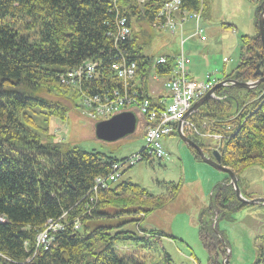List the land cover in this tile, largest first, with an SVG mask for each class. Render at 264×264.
<instances>
[{"label": "trees", "instance_id": "trees-1", "mask_svg": "<svg viewBox=\"0 0 264 264\" xmlns=\"http://www.w3.org/2000/svg\"><path fill=\"white\" fill-rule=\"evenodd\" d=\"M168 1L0 0V264H147L148 255H159V251L162 264H171L160 243L162 237H173L146 231L138 220L137 231L126 227L134 222L116 225L111 220L123 215L122 210L143 218L164 210L176 200L181 185L164 183L168 195L159 197L130 181L110 186L108 177L124 160L56 142L48 129L52 120L64 121L70 108L88 119L96 117L102 100L114 102V90L130 94V87L114 76L112 64L134 63L140 80L134 88L142 92V99L150 103L163 100L145 91L147 71L155 58L145 54L154 38L142 26L160 33L154 26L173 19L177 10L174 6L175 10L164 11ZM181 1L183 11L209 19L211 0ZM259 13L257 6L255 21ZM121 22L129 33L124 40L117 37ZM231 26L221 25L224 30ZM164 58L168 65L159 69L162 77L174 67L172 57ZM87 62L94 66L92 75L81 73L70 85L60 82L67 72L77 73ZM262 76L264 51L256 21L255 36L240 37L239 62L231 80L245 83ZM221 90L224 88L216 94L225 96V101H206L190 121L198 120V128L205 123L204 129L220 136V164L235 174L242 196L251 199L241 188L245 180L240 176L251 167L264 168V82L248 91L228 88L245 92V98L238 96L241 109L238 97ZM188 139L211 157V148L203 146L201 139ZM188 149L201 161L196 151ZM140 153V163L151 165L156 159L154 152ZM227 178L225 175V181L212 188L208 206L198 215V240L207 264H228V242L219 224L233 223L236 212L261 207L238 202ZM98 179L106 180L104 185L96 183ZM125 196L144 197V201L132 205ZM134 207L137 209L129 210ZM50 225L56 226L55 231L47 233L44 244H38ZM259 241L264 242V236ZM116 245H129L137 251L120 255ZM138 252L147 257L136 256ZM257 260L256 264H264V246ZM152 264L161 261L157 258Z\"/></svg>", "mask_w": 264, "mask_h": 264}, {"label": "rangeland", "instance_id": "rangeland-1", "mask_svg": "<svg viewBox=\"0 0 264 264\" xmlns=\"http://www.w3.org/2000/svg\"><path fill=\"white\" fill-rule=\"evenodd\" d=\"M260 4L261 2L258 1V5ZM210 6L209 19L202 21L204 28L203 35L207 37L206 42H200L198 38L188 37L191 33L190 25L185 30L182 29L184 32L183 35L168 34V32L162 31L163 28H159L161 29L160 33L156 31L150 32L148 27L142 26V29L146 33H150L154 38L151 41L149 49L145 51L147 56L153 58L160 56L175 57L181 52V55L184 54L186 57H189L190 61L188 63L191 62L190 69L198 76H201L200 81L207 77L205 83L211 84V88L206 94L194 102L187 111L188 113H185L186 115L182 121L170 124L172 130L177 127L178 132L182 131L186 139H188L192 132H196L198 134L197 138L201 139L203 146L206 145L208 135L211 134L209 133L210 130L204 129L205 123H202V127L198 128L196 126V121L198 120L194 123L190 121V118L195 116V113L206 101L193 112L190 113V110L217 85L221 84L220 88H224V90H228V88L238 89L231 87V84L225 83L224 81H234L231 80V74L233 70L235 71L239 62L240 37L255 36V22L260 15H258L255 21L254 7L248 0H211ZM190 23L191 26H194L193 22ZM222 24L232 26L230 29L224 30L221 27ZM21 28L22 24L20 23L18 29L21 30ZM135 28L136 26L132 25L134 32H136ZM261 48L264 51L262 42ZM87 65H90L89 62L83 63L82 66ZM136 71L134 73L135 78L132 81L135 88L140 85ZM263 78L264 76L260 77L257 81ZM146 80L147 86L145 91L149 96L155 98L164 93L162 83L165 79H158L150 68L148 79L146 77ZM257 81H248L245 83L253 84ZM234 82L238 83L236 81ZM134 89L130 87V91ZM219 89L214 90L208 100L224 102V98H219L224 96L216 94V91ZM224 90L220 92L224 94L229 92L236 97L240 96L241 98H245V92L239 94L237 91L228 90L225 92ZM134 97L138 103L146 100L142 99V92H135ZM241 98L238 97L240 109L243 105ZM134 102L135 100H132L131 103ZM63 103L68 105L67 102L63 101ZM126 111L132 112L136 118L135 132L132 136L113 143L98 141L94 135V126L97 120H90L89 118L88 120L87 118L79 117L77 111L75 112L73 108H70L64 121L52 120L48 124V129L54 135V141L56 140V142L60 141L83 151L103 153L117 161L130 159L141 150H143V153L146 151V154L150 155L152 152L146 147L143 141L146 128L141 115L134 108H128ZM148 121L150 120L148 119ZM167 136L164 138L160 136L159 138L161 139L163 156H158L155 151L156 159L152 161L151 165L147 162H137L132 167H127L132 165L128 160L126 163L127 166L117 167L118 172L112 180L109 179V185L113 186L121 181H130L132 184H136L147 190L154 197H159L168 195L166 184L175 185L179 183L178 185H181V190L176 200L164 210L153 212L146 218L140 215L124 214L125 212L122 210L121 214L123 215L118 214L114 216L111 224L112 222L116 223V225L124 224L125 222H134V226L128 224L126 227L137 231L136 221L138 220L142 222L140 227H143L146 231H160L174 238V240H169L166 237H162L160 243V247L170 256L171 264H207V254L198 240V215L202 209L208 206L212 188L216 184L225 181V174L215 171L202 161L195 160L193 154L178 139V136L177 138L170 136V134ZM219 146L217 145L215 149L211 148V153L218 151L220 149ZM230 172L234 174L232 171ZM226 177L228 176L226 175ZM240 177L247 181L248 194H251L253 198H264V168L259 166L251 167L244 171ZM104 183L105 181L99 182L100 185H104ZM245 185V182H242V190L246 188ZM123 198L127 199V201L129 200L128 203L131 202L132 205H140L144 201L142 200L144 197L125 196ZM154 204L155 202L151 205ZM138 207L140 208V206ZM136 209L137 207H134L129 210ZM232 219L234 220L233 223L221 222L219 224V228L224 232L228 242V264H256L259 250L264 246V242L259 241V237L264 236V207H253L251 209L241 210L234 213ZM39 241L41 242L42 239L40 238ZM116 247L120 255L129 256L137 251L129 245H116ZM141 255L147 257L145 252H138L136 254V256ZM151 257H154V259ZM157 258L160 259L162 264L160 251L159 255L157 253L148 255V258H146L148 262L146 263L152 264ZM221 262L223 263L224 260L221 259Z\"/></svg>", "mask_w": 264, "mask_h": 264}, {"label": "built area", "instance_id": "built-area-1", "mask_svg": "<svg viewBox=\"0 0 264 264\" xmlns=\"http://www.w3.org/2000/svg\"><path fill=\"white\" fill-rule=\"evenodd\" d=\"M165 8L169 10L170 8L175 10L173 4L168 3L165 5ZM176 11V10H175ZM166 26L169 28H173V24L167 23ZM120 31L117 33V37L120 40H124L126 35H128V30L124 28V23H120ZM203 40V38H202ZM188 59L184 56H179L175 59V73L171 77V80L166 84V91L170 95V102L167 105L163 106L161 103L152 105L147 100H143L142 103H138L134 97L135 92L130 91V94L120 93L114 90L113 95L115 96V100L113 104H103L101 106L96 107V117L102 115L110 116L114 112H117L120 108L134 106L141 113L146 116V121L149 128L146 130L145 135V144L146 147L150 149L151 152H156L158 156H161L159 151V141L161 135H168L172 133V127L170 124L175 122H180L184 119L185 115L188 113L187 111L191 108L193 103L200 99L206 92L211 88L210 83L197 82L193 79H190L187 72V67L189 65ZM166 61L163 58H160L156 61L157 65H163ZM136 65L134 63L131 64H112L111 70L119 72V76H124V80L129 79L132 76V68H135ZM94 69L93 65H90L86 68V72H91ZM80 72H67L62 78L61 83L70 85L73 83L74 79L80 76ZM125 87H128L124 84ZM132 100L135 102L131 103ZM158 107V108H157ZM186 113V114H185ZM94 115H90V118H96ZM148 119L150 121H148ZM155 122V123H152ZM189 126V124H187ZM213 139H220V136L213 134ZM156 151V152H155ZM116 169V167H115ZM108 179H113V175H110ZM106 180H96V183L103 182ZM55 225L48 226L47 230L38 238V244H44L46 240L47 233L50 231H55ZM75 228H77L75 226ZM40 238L42 241L40 242Z\"/></svg>", "mask_w": 264, "mask_h": 264}, {"label": "water", "instance_id": "water-1", "mask_svg": "<svg viewBox=\"0 0 264 264\" xmlns=\"http://www.w3.org/2000/svg\"><path fill=\"white\" fill-rule=\"evenodd\" d=\"M256 2L257 0L253 1L254 4ZM258 8L261 12L259 13L260 15H259L258 22H257L258 30H259L258 34H259V37H260V40L262 42L263 49H264V31H263L264 1H262V3L259 5ZM224 82L231 84V87H234V88L249 90V89L256 87L261 82H264V78L253 84H249V83L241 84V83H235L234 81H229V80L224 81ZM220 87H221V84L215 86L201 101H199L192 107V109L190 110V113L198 109L205 101H207L210 98L214 90L219 89ZM135 127H136V118L134 114L121 113L119 115L112 117L108 121L99 122L95 124L94 135H95V138L100 142L113 143V142H116L118 140L124 139L132 135L135 131ZM178 138L185 145L197 151L198 152L197 154L199 155L203 163H205L207 166L211 167L215 171L224 173L229 177L230 179L229 184L232 187L235 193V198L237 199L238 202L246 206H259L260 205L264 207V198L245 199L242 196L238 188V179L235 177L234 174L230 172V170L221 166L219 155L216 151L212 152V157L214 158V160H211L208 157L204 156L203 151H201L200 148L196 146L195 144H193L190 140L186 139L181 132H178Z\"/></svg>", "mask_w": 264, "mask_h": 264}, {"label": "bare ground", "instance_id": "bare-ground-1", "mask_svg": "<svg viewBox=\"0 0 264 264\" xmlns=\"http://www.w3.org/2000/svg\"><path fill=\"white\" fill-rule=\"evenodd\" d=\"M166 3H171V4H173L176 8H177V17H181L182 15H188V14H191V13H193V12H186V11H183L182 9H181V7H182V1L181 0H170V1H168V2H166ZM164 10V9H163ZM165 11V10H164ZM175 22L176 23H179L178 22V20H175ZM161 26V27H160ZM160 26H154V28L155 29H159V28H164L166 25L165 24H162V25H160ZM158 27V28H157ZM110 41V40H109ZM125 63V62H124ZM122 64H123V62H122ZM88 66H90V65H87V66H82L81 67V71H79L80 73H83V74H85V75H92L93 73H94V69H92V71L91 72H86V68L88 67ZM162 67H164V66H162ZM135 70H136V67L132 70V76L129 78V79H126V80H124V76H119V72H116V71H112L113 72V74H114V76L117 78V80H119L120 81V83L122 84H126L127 86H129V87H131V88H133L134 89V86H133V80H134V78H135V75H134V73H135ZM134 91L135 92H137L135 89H134ZM102 102L104 103V104H113L114 102L111 100L110 101V99H108V98H106V99H104V101L102 100ZM162 136V138H164V137H168L167 135H161ZM177 136H178V134H177ZM179 139V138H178ZM180 140V139H179ZM182 142V141H181ZM183 143V142H182ZM184 144V143H183ZM158 145H159V151H160V153H161V156H163V148H162V144H161V139H160V141H159V143H158ZM185 145V144H184ZM187 148H190V147H188L187 145H185ZM200 148V147H199ZM192 149V148H191ZM194 150V149H193ZM200 150L201 151H203V149H201L200 148ZM195 151V150H194ZM197 152V151H196ZM198 153V152H197ZM204 153V152H203ZM204 156H206V154H204ZM201 159V158H200ZM202 161V160H201Z\"/></svg>", "mask_w": 264, "mask_h": 264}, {"label": "crops", "instance_id": "crops-1", "mask_svg": "<svg viewBox=\"0 0 264 264\" xmlns=\"http://www.w3.org/2000/svg\"><path fill=\"white\" fill-rule=\"evenodd\" d=\"M252 4V3H251ZM255 13V12H254ZM188 25H190V29H191V33H192V31H193V28H194V26H191V23L189 22V23H187V25L184 27V30L186 29V28H188ZM184 33V32H183ZM183 33H182V35H183ZM191 33L188 35V37H190L191 36ZM206 41H207V37H206ZM205 41V42H206ZM189 72H190V76L193 78V79H195V80H200L201 79V76L199 75H197L196 73H194L193 71H191V69L189 68ZM243 182H245V186H246V188H244V191H246V193H247V191H248V185H247V181H243ZM221 183V182H220Z\"/></svg>", "mask_w": 264, "mask_h": 264}, {"label": "flooded vegetation", "instance_id": "flooded-vegetation-1", "mask_svg": "<svg viewBox=\"0 0 264 264\" xmlns=\"http://www.w3.org/2000/svg\"><path fill=\"white\" fill-rule=\"evenodd\" d=\"M206 156H209V155H206ZM209 157H210V156H209ZM209 157H208V158H209Z\"/></svg>", "mask_w": 264, "mask_h": 264}]
</instances>
